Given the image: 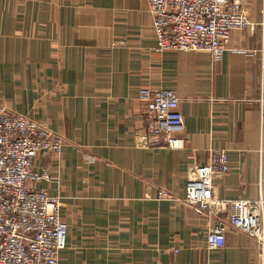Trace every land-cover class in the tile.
Returning <instances> with one entry per match:
<instances>
[{
	"label": "crops",
	"instance_id": "1",
	"mask_svg": "<svg viewBox=\"0 0 264 264\" xmlns=\"http://www.w3.org/2000/svg\"><path fill=\"white\" fill-rule=\"evenodd\" d=\"M243 12L252 29L215 60L158 52L148 0H0V104L64 140L34 160L53 179L31 185L62 199L58 264H264V241L231 229L209 250L228 212L209 220L183 201L187 169L223 150L214 197L264 202V0ZM142 88L179 97L184 148L153 142Z\"/></svg>",
	"mask_w": 264,
	"mask_h": 264
},
{
	"label": "built area",
	"instance_id": "2",
	"mask_svg": "<svg viewBox=\"0 0 264 264\" xmlns=\"http://www.w3.org/2000/svg\"><path fill=\"white\" fill-rule=\"evenodd\" d=\"M248 0H148L158 52H204L219 60L230 51L232 33L252 29L243 8ZM139 98L150 104L149 130L153 142L170 150L185 147L180 99L167 88H142ZM64 140L48 124L16 115L0 104V264H58L67 248V224L60 196L31 185L51 181L47 169L36 170L40 153L59 156ZM225 151L187 169L183 201L209 220L227 211L228 224L216 222L207 234V248L226 245L228 229L264 241V202L225 201L214 197V179L229 173ZM157 200L171 194L159 190ZM176 253V252H175Z\"/></svg>",
	"mask_w": 264,
	"mask_h": 264
}]
</instances>
